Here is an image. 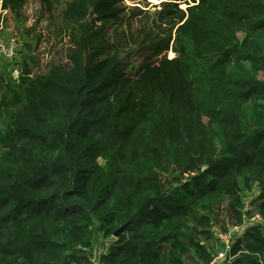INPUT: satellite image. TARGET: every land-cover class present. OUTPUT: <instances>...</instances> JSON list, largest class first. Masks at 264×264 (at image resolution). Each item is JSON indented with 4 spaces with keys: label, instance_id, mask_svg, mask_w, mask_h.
<instances>
[{
    "label": "trees",
    "instance_id": "obj_1",
    "mask_svg": "<svg viewBox=\"0 0 264 264\" xmlns=\"http://www.w3.org/2000/svg\"><path fill=\"white\" fill-rule=\"evenodd\" d=\"M124 1L64 3V62L0 78V264H93L124 226L101 264H211L199 240L248 202L222 262L264 264V0Z\"/></svg>",
    "mask_w": 264,
    "mask_h": 264
},
{
    "label": "rangeland",
    "instance_id": "obj_2",
    "mask_svg": "<svg viewBox=\"0 0 264 264\" xmlns=\"http://www.w3.org/2000/svg\"><path fill=\"white\" fill-rule=\"evenodd\" d=\"M69 1L58 0L55 2L57 4L53 7V11L48 13L39 0H26L25 5L18 13L19 17H16L12 12L1 9L3 2L0 0V41L8 44L11 39L18 40V49L14 52L13 57L8 58L0 55V78L6 84L11 83L13 85L14 83L18 84L21 82L22 78L25 77L24 72L31 71V76L29 77L46 74L49 65L64 62V50L68 46V39L64 35L59 34L57 25L61 26V22L58 21L60 19L59 14L64 10V3ZM145 4L147 6L144 5V1L143 3L132 0H125L123 2V6L125 7H140V5L142 7H150L154 4L157 5L155 0H146ZM186 8L187 6H183L184 10ZM152 16H155V12H152ZM187 18L185 17L182 20L180 27H183V24L189 21ZM136 29H138V25L133 23L132 30L135 31ZM178 35L179 37L175 38L174 46L171 48V57L181 59L180 55L183 49L187 48L188 51H193L190 45H186V39L192 35L193 37L196 36V30L187 25ZM40 43L43 44L39 46ZM185 179H188V175L183 178V181ZM245 191L243 190L241 194L245 195L243 200L246 202L256 200L259 196L255 185L251 194ZM228 201L226 199V203ZM254 204L258 208V204L256 202ZM246 207L255 209L254 205L249 204V202L244 205V208ZM213 223L214 227H210L208 239L206 241L199 240V242L203 245L202 248L206 251V255L211 257V264H225L222 262L225 259L220 256H224L225 249L223 250L222 246L226 247V245L220 241V234L226 235L232 226H235L236 220L235 217L229 220L225 215L221 214L213 218ZM232 234L230 233L228 237L223 236L221 238L232 237ZM117 239L113 236L108 239L99 236L98 241L92 244L91 262L93 264H101L99 257L101 254L106 253L111 242L113 243Z\"/></svg>",
    "mask_w": 264,
    "mask_h": 264
},
{
    "label": "built area",
    "instance_id": "obj_3",
    "mask_svg": "<svg viewBox=\"0 0 264 264\" xmlns=\"http://www.w3.org/2000/svg\"><path fill=\"white\" fill-rule=\"evenodd\" d=\"M18 49V40L16 39H11L8 44H4L0 41V55L3 57H8L11 58L14 56V52ZM244 217L242 220V223L236 227L231 228V230L226 233V235H221L220 234V241L225 243L226 247L224 246L225 249V254L224 256H220L221 258H226L230 251V246L234 244V242L243 236L251 227H253L256 224L262 223L260 216L254 212V209L251 207H246L243 209ZM252 213L251 215H249ZM233 230V231H232ZM232 234V237L229 238H221L223 236L228 237ZM232 240V241H231Z\"/></svg>",
    "mask_w": 264,
    "mask_h": 264
},
{
    "label": "water",
    "instance_id": "obj_4",
    "mask_svg": "<svg viewBox=\"0 0 264 264\" xmlns=\"http://www.w3.org/2000/svg\"><path fill=\"white\" fill-rule=\"evenodd\" d=\"M127 226H124V227H121L119 228L114 234H113V237L115 239H117L123 232L124 230L126 229Z\"/></svg>",
    "mask_w": 264,
    "mask_h": 264
}]
</instances>
